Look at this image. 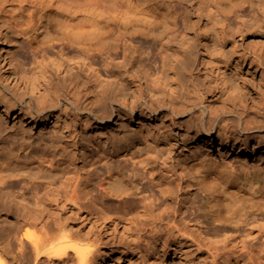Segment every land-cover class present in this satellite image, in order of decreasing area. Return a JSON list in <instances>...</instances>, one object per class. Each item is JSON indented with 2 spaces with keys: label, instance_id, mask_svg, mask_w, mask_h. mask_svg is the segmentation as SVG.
Returning a JSON list of instances; mask_svg holds the SVG:
<instances>
[{
  "label": "bare ground",
  "instance_id": "bare-ground-1",
  "mask_svg": "<svg viewBox=\"0 0 264 264\" xmlns=\"http://www.w3.org/2000/svg\"><path fill=\"white\" fill-rule=\"evenodd\" d=\"M192 1L197 22L184 20L171 0H0V49L20 40L19 48L34 57L26 68L18 51L8 49L12 61L5 69L0 52V210L17 212V225L5 234L7 247L17 243L21 252L0 253V264H42V259L45 264H93L99 255L109 256L103 248L114 240L118 242H112L113 247L129 250L134 245L141 252L143 236L176 245L186 264L208 260L202 257L214 248L205 245L208 239L200 240L188 224H179L185 204L170 161L179 135L170 138L166 133L188 126L197 129V139L210 141L218 131L214 139H225L223 147L243 138L241 153L254 141L253 150L264 157V44H245L246 36L264 39V0ZM249 2L252 22L239 20L233 30L232 15ZM185 21L189 31L180 39L176 33ZM202 36L209 40L205 48L213 56L202 60L210 75L208 85L197 77L201 68L196 45ZM167 37L159 49L164 75L149 78L144 57ZM100 57L103 67L112 64L107 70L114 72L115 83L100 82ZM248 63L251 69L240 72ZM215 92L222 106L207 103ZM202 150L197 148L190 158L198 165L205 191L197 210L204 220L217 226V232H232L264 215V173L259 176L244 167L240 175L236 168L208 159ZM13 181L23 187L37 183L45 193L33 201L17 199L3 191ZM94 194L101 196L110 214H97L100 198ZM124 208L130 218L120 214ZM28 223H43V235L20 233ZM259 228L249 230L246 238H263ZM231 235L224 236L225 242ZM49 238L58 242L51 245ZM90 240L94 244H82ZM241 240L234 245L240 253L228 264H257L254 249L246 259L248 251L240 247L246 242ZM143 254L127 261L122 250L109 263L146 264Z\"/></svg>",
  "mask_w": 264,
  "mask_h": 264
},
{
  "label": "rangeland",
  "instance_id": "rangeland-1",
  "mask_svg": "<svg viewBox=\"0 0 264 264\" xmlns=\"http://www.w3.org/2000/svg\"><path fill=\"white\" fill-rule=\"evenodd\" d=\"M171 1H172L173 8L177 12H180L182 14V17L184 18V20L187 18H191V19H194L193 20L194 22L198 21V18L196 17V14H195V11L193 12L194 1H192V0H171ZM252 5H253V3L249 2V4H247L242 10H238V11H236V13L234 15H232L231 20L233 21L232 22L233 24L231 23L232 24L231 28L233 30H235V28L238 29V27H239L238 23H240V21L242 22L243 20H245L248 23L252 22V14H251V11L253 8ZM231 20H229V22ZM200 24H202V22ZM188 31H189L188 30V23H186V21H185V22H183L181 30L176 34L179 35V38L181 39L182 36L185 35L184 32H188ZM172 35H170V36H172ZM235 36L237 39H240V36H238L237 34ZM166 41H168V37L166 39L160 41V42H157L154 45V48L155 47L156 48L153 49L154 55L152 53L151 54L152 56L150 55L148 58L144 57V60H143V64L145 63L144 64V66H145L144 70L146 69L147 73L151 75V76H149V78L150 77L155 78V77L159 76L158 75L159 73L161 75L162 74L164 75V66H162L163 61H162V59H160L161 55L159 53V51H160L159 49L161 47V44L163 42H166ZM197 41H199V42H197L196 46L199 47L198 49L200 51H198L196 49L197 54H195V56L198 55V57L196 59H197V62L200 63L199 68H201V70L197 74L198 75L197 77L199 80L201 78H203L204 80H206V79L210 80L209 79L210 75L207 74V71L205 68L206 64H205V62H203L206 58L207 59H209L211 57L213 58V56L210 55L211 52L207 51L205 48V46L209 43V40L206 39L204 36H202V37H199ZM259 43L264 44V39L260 38L257 35L246 36V38H245V44L246 45L247 44L255 45V44H259ZM21 45H22V41L19 40L18 43H13V44L9 43V44H5L1 47L0 52H2V51L4 52L3 58H5V61L2 64V67H4L5 69H8L10 67V63H11L12 59L10 57L7 58L8 49L9 50L12 49L11 51H13V52L18 51V53L21 55V57L27 61V65H26L27 67L26 66L25 67L26 68L30 67L29 61L33 60L34 57L29 51L20 49L19 47ZM202 46H204L203 49H202ZM231 47H232V45L229 44L228 48L230 49ZM57 48L60 49V47H57ZM210 51H212V47L210 48ZM198 52H199V54H198ZM50 54L55 55L54 53H50ZM155 56H156V58H155ZM39 57L41 58V56H39ZM154 59H158V61L154 60ZM101 60H102V57H100V61H99L100 63L98 62L96 64L97 67L99 66L98 69H100L99 70L100 72L98 73L99 76L101 75L99 77L100 82L108 83V82L112 81L113 83H115L116 77H115L114 72H112V71L110 72V70H107L108 68L110 69V67L112 65L110 63L111 59H108V61L106 59V62H109L110 64H106V66H104V67H103L104 62L103 61L101 62ZM209 60H213V59H209ZM151 61H153V62H151ZM201 61H202V63H201ZM0 62H1V59H0ZM151 63H152V65H151ZM101 64H102V66H101ZM234 65H235V63H234ZM234 65H232V67L230 66V68H234L235 67ZM250 69H251L250 63L244 64L243 68L240 69V72H248V70H250ZM226 70H230L229 67L226 68ZM258 76H259L258 78H261V72L258 73ZM93 77L97 78L98 76L95 75ZM182 77H183L182 80L184 82H187L186 76H182ZM256 77H257V75H256ZM208 80L205 81L206 85H208L210 83ZM15 83H16V81L13 84H15ZM142 83H145L144 85L147 86V82H145L144 79L142 80ZM241 86H243V85H241ZM198 90H200V91H198V93L204 92L202 89H198ZM211 94L212 93H210V95L208 94L210 97L208 96L209 98H208L207 103L212 104V105L214 104L213 105L214 107H216L217 105L222 106L223 103H221V102H223V100L219 99V97H220V96L218 97L219 93L215 92L212 95ZM180 101H182V100H180ZM179 104H181V103H179ZM208 115L209 114H207V116L205 118L206 121H208V119H209ZM227 118L228 117H226L225 122L228 123L229 121L227 120ZM184 120L187 123L188 120H190V115H186ZM103 128H104L103 125H100V134L102 133L101 131H103ZM37 131H39V129ZM195 132H197V129L196 130H193V129L189 130V127L185 126L182 129H177L176 131H174V129H173V130L166 133L167 135L171 134L170 138H174L176 135L180 136V138H179V136H176V138H178V140L175 141L176 145L174 146L173 152L170 155V161H171V163H173L174 169L176 172V175L174 176L177 178L176 184L181 185V190H180V192L178 191V193L180 195L179 198H182L184 201V204H185V207L183 209L184 214L178 215V220L184 224H182L181 222L179 223V221H177V223H179L182 226L188 224L187 226L190 227L194 231V235L197 238L200 237L199 239L201 240L202 237H203V239H204V237H206L205 239H208L209 241H211V242H208V240H204V242L206 241L205 245L207 244L208 247H209V245L211 247H214L211 249L212 252L210 251L211 252L210 253V252H207L208 247L205 246L204 250H206L205 252L208 253V254L206 253L202 256L203 258L206 257V255L208 257L207 258L208 260L205 262V264H214V263L217 264L218 259H220L221 262H224V263H226V260H227L228 262L226 264H228L230 262L229 259L233 260L234 256H236L237 253L239 252L236 250L234 245L238 244V243H240V245H241L242 241H243L241 239H243V238H244V242H246L245 248H243V246H240V247L244 251H248L246 259H248V254L250 257L251 256L250 254L253 253V251H254L256 253L255 262L257 264L258 263L264 264V237L261 239H258V240L252 239L251 237L246 238V233L249 230L254 229L255 227H256V230H257V228L260 227L259 229H261L264 232V215L257 217L256 221L250 220V222L247 225H243L239 231H232V232L220 231V232H217L219 230V228L215 225L212 226V224H208L204 220L200 211L197 212V210L199 208H201L200 205L198 206V204H200V203L202 204V202L204 200V196H205V191H204L203 187H201V185L199 184V179L197 176L198 165L195 164L194 159L190 158L191 155H194V153L197 152V148L198 149L200 148L201 150L203 149L202 151H204V152L206 151L205 154L208 157V159L222 163V164L226 165L227 167H229L230 169L236 168L237 172L239 171V174L241 173L240 175L245 173V171L243 173V172H241V170H243L245 168L246 169L251 168L249 173L250 172L252 173L255 171L254 174L260 176V175H263V173H264V157L261 154H258L259 149H256L257 151L253 150L254 149L253 147L255 146L254 141L251 142L252 146H250V148L247 149V151H248L247 153H241L240 148L245 146V140L243 138L240 139L239 141H232V143L234 145L232 144L231 147L227 146L225 148L222 146V142L225 139H223V140L220 139L219 141L217 139L216 140L214 139L215 136H217L218 131H216V135L214 137H212V139L210 141H207V140L202 141V139H197V138H199V136L194 134ZM239 133L240 132H236L235 134L240 135L241 133L240 134ZM261 134H263V133H255L254 135L255 136H261ZM6 144L9 145L10 141H7ZM199 144H201V146ZM249 150H250V152H249ZM151 152L153 153V155L157 154V151H155V150H153ZM158 155H161V154H158ZM256 167L259 169H257ZM253 168H256L257 170L256 169L253 170ZM260 182H261L262 186H264V181L261 180ZM21 184H23V183H20L18 181H13L7 187H5L3 189V191H10L11 195L16 196L17 199L25 198L28 201H33L34 199H38L39 197H42V195H44V193H45V189L37 183H29L26 187H23ZM147 193H149V191H147V192L145 191L142 194H147ZM93 196L96 199L100 198V203H99L100 209L98 210L97 214H101L102 211L109 213V210L107 209L104 201H102L101 196H99L98 194H94ZM201 198L203 200H201ZM167 203H168V201L166 203H164V206L167 205ZM164 206H162V208ZM120 214H123L126 218H130L132 216L131 213H129L126 208L121 209ZM198 217H201V219ZM182 218H183V220H182ZM17 219H19V216L17 215V212L14 209L13 210H4V209L0 210V253L2 255L7 254L6 252H10L11 255L16 254L17 252L19 253V255L21 254V252L19 251L20 246L17 243H13L10 247H7V244H6L7 243L6 242V236L7 235L5 234V232L7 230H9L10 228H14L17 225ZM89 226H91V224ZM89 226H88V228H89ZM122 230H123V227H121L119 229V232H120L119 235L122 233ZM27 231L34 232V234H36V236L37 235L42 236L43 235V223L24 224L20 233L23 234L24 232H27ZM214 232H215V235H214ZM216 233H218V234H216ZM225 233H229V234L232 233L231 238L229 239L228 243L225 242L226 241L225 238L229 234L226 236ZM216 235H218V236H216ZM224 236H226V237H224ZM223 238H224V240H223ZM119 239L120 238H118V240ZM109 240L111 241V238L105 239L106 242H108ZM140 240L142 241V244L144 245L143 246L144 249L141 252H140V249H138V247H136L134 245H131L132 246V248H130L131 250L130 249L127 250L124 247L117 248V247L111 246L114 243V241H116V240L112 241L113 243L110 242L109 245H107L103 248V249H106V252L109 253L108 254L109 256L100 257V255H99L93 264H110L109 263L110 257L118 258L120 255V252L122 250H123V252H127V256H128V258L126 259L127 261H129V258H136V257L139 258L144 253L143 256L144 255H145V257L147 256L146 257L147 259H145L146 264H186V261H185L186 257L184 256V252L181 253L177 249L176 245H172V247H171L164 242H153V240H151V238L148 236H143V238H141ZM217 240H218V242H221V245H219L220 243L218 244ZM185 241L187 242V240H184L183 244L186 243ZM222 241H223V243H222ZM57 242H58V240L55 238H49V241H48V243L51 245L56 244ZM116 242H118V241H116ZM188 243H186V244H188ZM82 244H84V246H89V245L94 244V241L93 240L85 241V242H82ZM223 246L226 247L225 250H224ZM216 247H219V251H216V249H215ZM175 248H176V250H175ZM246 248H248V249H246ZM220 250H222V251H220ZM214 251H216V252H214ZM225 252H227V253H225ZM179 253H181V254H179ZM217 253H218V256H217ZM215 256H217V257H215ZM223 256H224V258H223ZM10 257L11 256L8 257V260L11 263L12 259ZM213 257H214V259H213ZM225 257H227V258H225ZM43 260L44 259H42L41 262H42V264H45ZM213 260H215L216 262L214 261V263H213ZM116 261H118V260H116ZM127 261L125 263H120V264H127ZM32 264H34V263H32Z\"/></svg>",
  "mask_w": 264,
  "mask_h": 264
}]
</instances>
